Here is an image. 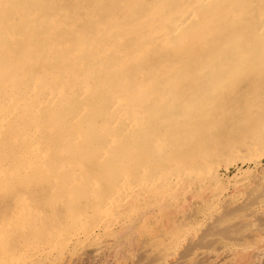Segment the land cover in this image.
<instances>
[{
    "label": "bare ground",
    "instance_id": "6f19581e",
    "mask_svg": "<svg viewBox=\"0 0 264 264\" xmlns=\"http://www.w3.org/2000/svg\"><path fill=\"white\" fill-rule=\"evenodd\" d=\"M257 98L264 0H0V264L240 262Z\"/></svg>",
    "mask_w": 264,
    "mask_h": 264
},
{
    "label": "rangeland",
    "instance_id": "374dc122",
    "mask_svg": "<svg viewBox=\"0 0 264 264\" xmlns=\"http://www.w3.org/2000/svg\"><path fill=\"white\" fill-rule=\"evenodd\" d=\"M236 99H238V98H236ZM249 98H240V99H238L237 101L240 103V104H244L245 103V101H247ZM256 105L257 106H260L259 108H258V110L259 109H261V110H259L260 112H256V115H257V118L256 119H258V124H259V122H260V119H264V98H257L256 99ZM256 106V107H257ZM261 112H263V113H261ZM253 123V122H252ZM261 123V122H260ZM257 123H256V127H257V125H258ZM230 125V124H229ZM261 125V124H260ZM260 125H258V126H260ZM231 128H232V125H230L229 126V130H228V134H227V138H228V136L230 135V130H231ZM259 163H260V167L262 168V171H264V156L263 157H261L260 158V160H259ZM246 166H248V165H243V166H237L236 168H232L228 173H227V175H232L233 173L232 172H235V169H239V168H241V169H245L246 168ZM260 181V179H256V183H255V185L254 186H257V187H255V191L253 192V193H255V195L254 196H256V199H253L252 201L254 202L255 200L256 201H258L257 203H259V200L260 199H258V198H260V197H258V195L260 196L261 195V193L263 192V187H262V182H264L263 180H262V182L260 183L259 182ZM258 184V185H257ZM261 184V185H260ZM264 184V183H263ZM260 186V187H259ZM253 188V187H252ZM258 188V189H257ZM261 188V189H260ZM257 191H260V192H258L257 193ZM262 191V192H261ZM258 197V198H257ZM253 198V197H252ZM251 198V199H252ZM258 199V200H257ZM250 201V200H249ZM252 201H250V202H252ZM252 202V203H253ZM256 207H257V204H256ZM260 208H259V210H258V208H256L257 209V215H258V217H256V215L252 218L253 220H254V222L252 221V219H251V221H249L250 219H245L244 218V220H241L239 223H233V224H228V225H225L224 227L222 226V227H219V229L218 230H215L216 232H214L215 234H217V235H219L220 234V232L221 231H223V232H221V237H224V238H226L225 237V235L227 236V238H231V236H233V237H235L236 239H242L241 240V243H240V247L242 248H240V255H241V257L239 258L240 259V262L238 261L237 263H234V264H264V206H259ZM259 213V214H258ZM263 213V214H262ZM260 215V216H259ZM247 220V221H246ZM245 222H247V224L245 223ZM251 222H253V223H251ZM240 223H241V227L239 228L238 226H240ZM243 223V224H242ZM251 223V224H250ZM234 224H236L235 226H236V228H235V226H234ZM239 224V225H238ZM259 224V225H258ZM256 225V226H255ZM258 225V226H257ZM243 226V227H242ZM227 227H229L228 229H227ZM220 228H221V230H220ZM244 228V229H243ZM255 228V229H254ZM260 228V229H259ZM238 229V230H237ZM243 229V230H242ZM254 229V231L252 232V230ZM257 229V230H256ZM262 230V231H261ZM226 231H228V232H226ZM252 233H251V232ZM261 231V232H260ZM226 232V233H225ZM236 232V233H235ZM248 232H250V234L248 233ZM260 232V233H259ZM213 233V234H214ZM219 233V234H218ZM229 233V234H228ZM246 233H248L250 236H251V239L252 238H254L253 240H255V241H252L251 239H249V235L247 234V236H246ZM232 234V235H231ZM234 234V235H233ZM245 234V235H244ZM259 234H260V237L261 238H257V236L259 237ZM219 235V236H220ZM256 235V237H253V236H255ZM263 235V236H262ZM238 236V237H237ZM232 237V238H233ZM241 237V238H240ZM245 237V239H243V238ZM247 237H248V239H247ZM263 238V239H262ZM261 239V240H260ZM248 240V241H247ZM250 240V241H249ZM258 240V241H257ZM245 241V242H244ZM247 242V243H246ZM248 242H249V244H248ZM254 242V243H253ZM259 242V243H258ZM202 243V244H201ZM251 243V244H250ZM253 243V244H252ZM257 245H256V244ZM200 244V245H199ZM206 244L207 246H210V244H207V242H199L195 247H197V246H204V245ZM214 244V243H213ZM212 244V246H214V248H217V247H219L220 245H213ZM205 245V246H206ZM206 246V247H207ZM216 246V247H215ZM256 247V248H255ZM260 248L262 251H260V250H258L257 251V248ZM244 248V249H243ZM186 249H188V247L186 248ZM197 249V248H196ZM245 249L247 250V251H245ZM250 249H252V250H250ZM189 250H190V248L187 250V252L189 253ZM243 250V251H242ZM245 251V252H244ZM250 251H254V252H256V253H252V252H250ZM185 253V254H183V253H181V256L182 257H184L185 259H187V256L186 255H188V253ZM227 252V251H226ZM226 252H224V254L223 255H226L227 254V256H230V254H232V253H226ZM226 253V254H225ZM250 255H249V254ZM247 255V257H249L250 258V261H249V258H247L246 257V260H245V258H244V255ZM260 254V255H259ZM184 255V256H183ZM245 255V256H246ZM254 255V256H253ZM137 257V256H136ZM146 257V258H145ZM145 257H141V258H138L139 260L141 259V264H148V263H150V262H152V261H150L149 259L151 258V260H153V256L152 257H148V259H147V256H145ZM230 257H231V259H230ZM229 258L228 257H226V261H224V262H219V260H216V261H209L208 259L206 260V258L207 257H203V259L204 260H202L201 258H197L196 257V259L195 258H192V259H190L189 260V263L190 264H220V263H222V264H233L232 262H235V261H237L236 259V257H233L232 258V256H230ZM243 257V258H242ZM255 257V258H254ZM235 258V259H234ZM244 259V260H242V259ZM136 259V258H135ZM184 259V260H185ZM198 259V260H197ZM142 260H145V262L144 261H142ZM200 260V261H199ZM234 260V261H233ZM84 261V262H83ZM82 262H79V264L80 263H83V264H100V263H95V262H93L94 260H89L88 259V261H87V259L86 260H83ZM88 263H87V262ZM91 261V262H90ZM194 261V262H193ZM199 261V262H198ZM207 261H209V262H207ZM243 263H242V262ZM249 261V262H248ZM147 262V263H146ZM212 262V263H211ZM215 262H217V263H215ZM247 262V263H246ZM189 263H183V264H189ZM76 264H78V263H76Z\"/></svg>",
    "mask_w": 264,
    "mask_h": 264
}]
</instances>
